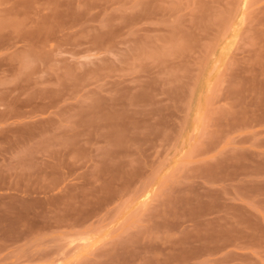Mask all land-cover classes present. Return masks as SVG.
Here are the masks:
<instances>
[{
    "label": "rangeland",
    "instance_id": "374dc122",
    "mask_svg": "<svg viewBox=\"0 0 264 264\" xmlns=\"http://www.w3.org/2000/svg\"><path fill=\"white\" fill-rule=\"evenodd\" d=\"M0 24V264H264V0Z\"/></svg>",
    "mask_w": 264,
    "mask_h": 264
},
{
    "label": "bare ground",
    "instance_id": "6f19581e",
    "mask_svg": "<svg viewBox=\"0 0 264 264\" xmlns=\"http://www.w3.org/2000/svg\"><path fill=\"white\" fill-rule=\"evenodd\" d=\"M0 26H1V24H0Z\"/></svg>",
    "mask_w": 264,
    "mask_h": 264
}]
</instances>
